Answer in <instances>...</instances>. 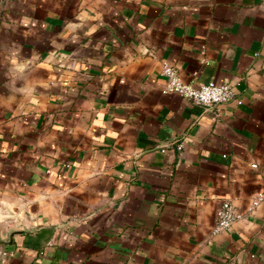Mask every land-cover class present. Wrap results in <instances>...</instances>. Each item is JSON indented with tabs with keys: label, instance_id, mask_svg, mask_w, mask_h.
<instances>
[{
	"label": "crops",
	"instance_id": "crops-1",
	"mask_svg": "<svg viewBox=\"0 0 264 264\" xmlns=\"http://www.w3.org/2000/svg\"><path fill=\"white\" fill-rule=\"evenodd\" d=\"M262 190L264 0H0V264H264Z\"/></svg>",
	"mask_w": 264,
	"mask_h": 264
},
{
	"label": "built area",
	"instance_id": "built-area-1",
	"mask_svg": "<svg viewBox=\"0 0 264 264\" xmlns=\"http://www.w3.org/2000/svg\"><path fill=\"white\" fill-rule=\"evenodd\" d=\"M161 74L164 77V84L161 88L163 94H177L188 100L191 104L198 105L205 111L216 110V107L224 102L230 101L234 97V92L228 82L215 83L209 81L201 84L183 81L177 69L167 63H163ZM182 144H177V149H181ZM256 167V164H252ZM264 199V190L254 194L249 209L252 210ZM242 214L229 201L225 200L217 209L215 221L211 228V235H217L227 231L232 224L241 219ZM1 256L6 252L0 251Z\"/></svg>",
	"mask_w": 264,
	"mask_h": 264
}]
</instances>
